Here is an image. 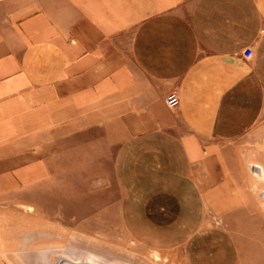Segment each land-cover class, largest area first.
I'll return each instance as SVG.
<instances>
[{
    "label": "crops",
    "instance_id": "0c3cea01",
    "mask_svg": "<svg viewBox=\"0 0 264 264\" xmlns=\"http://www.w3.org/2000/svg\"><path fill=\"white\" fill-rule=\"evenodd\" d=\"M262 28L264 0H0V264L92 261L93 234L54 212L79 194L65 214L92 220L110 186L168 264H253L237 235L264 195Z\"/></svg>",
    "mask_w": 264,
    "mask_h": 264
},
{
    "label": "rangeland",
    "instance_id": "374dc122",
    "mask_svg": "<svg viewBox=\"0 0 264 264\" xmlns=\"http://www.w3.org/2000/svg\"><path fill=\"white\" fill-rule=\"evenodd\" d=\"M78 193L88 192V189H77ZM70 207L67 205L64 212L53 210L57 208L58 198H53L52 194L45 198L43 205L46 211L56 213L60 217L64 215L63 222L86 226V230L92 235L91 260L94 264H168L169 253L165 251H154L144 248L133 240L123 229L117 214V190L110 186L107 188L92 189V203L87 204L92 210V220L69 219L65 212L80 216L85 213V203L83 197ZM262 196V195H261ZM64 199V198H63ZM62 199V200H63ZM81 200V201H80ZM16 206V205H15ZM11 204L0 203V211H5ZM19 207V206H18ZM88 207V208H89ZM7 211V210H6ZM253 219L245 227L246 234H239L238 240L240 247L250 249V252H241L240 261L250 260L254 264H264V195L260 205L255 210ZM59 213V214H57ZM63 214V215H62ZM66 216V217H65ZM4 223V220L1 221ZM244 230V228H242ZM1 238V237H0ZM29 264H44L38 254H30ZM57 254L53 253V262L56 264ZM249 256V257H248ZM49 264V263H45Z\"/></svg>",
    "mask_w": 264,
    "mask_h": 264
},
{
    "label": "built area",
    "instance_id": "2783aa9c",
    "mask_svg": "<svg viewBox=\"0 0 264 264\" xmlns=\"http://www.w3.org/2000/svg\"><path fill=\"white\" fill-rule=\"evenodd\" d=\"M261 32H264V28L261 29ZM251 52L252 51L250 48H246L243 51L244 57H249L251 55ZM164 102L166 103L168 107L176 106L179 102V97H178L177 92L174 90V91H171L169 94H167L164 98Z\"/></svg>",
    "mask_w": 264,
    "mask_h": 264
},
{
    "label": "water",
    "instance_id": "95a60500",
    "mask_svg": "<svg viewBox=\"0 0 264 264\" xmlns=\"http://www.w3.org/2000/svg\"><path fill=\"white\" fill-rule=\"evenodd\" d=\"M57 264H88V263H84V262L75 263V262H70L67 260H60Z\"/></svg>",
    "mask_w": 264,
    "mask_h": 264
},
{
    "label": "bare ground",
    "instance_id": "6f19581e",
    "mask_svg": "<svg viewBox=\"0 0 264 264\" xmlns=\"http://www.w3.org/2000/svg\"><path fill=\"white\" fill-rule=\"evenodd\" d=\"M87 263H89V264H94V262H92V261H89V262L87 261Z\"/></svg>",
    "mask_w": 264,
    "mask_h": 264
}]
</instances>
